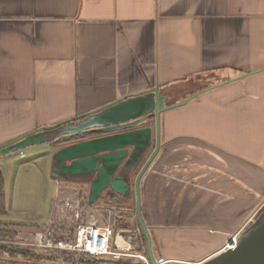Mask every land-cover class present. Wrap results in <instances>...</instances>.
Instances as JSON below:
<instances>
[{
    "label": "crops",
    "instance_id": "obj_1",
    "mask_svg": "<svg viewBox=\"0 0 264 264\" xmlns=\"http://www.w3.org/2000/svg\"><path fill=\"white\" fill-rule=\"evenodd\" d=\"M227 79L160 114L139 182L154 259L199 264L264 207V0H0V145Z\"/></svg>",
    "mask_w": 264,
    "mask_h": 264
},
{
    "label": "water",
    "instance_id": "obj_2",
    "mask_svg": "<svg viewBox=\"0 0 264 264\" xmlns=\"http://www.w3.org/2000/svg\"><path fill=\"white\" fill-rule=\"evenodd\" d=\"M233 79L196 91L182 103L167 105L168 97L158 87L125 97L92 111L87 120L75 125L58 123L40 127L0 145V155L26 145L47 140L57 142L79 135L99 134L61 145L53 156L52 176L61 180L82 181L89 184L88 202L99 198L118 206H127L131 201V177L151 145L150 127L126 129L139 124L143 117L152 114L156 120L157 140L155 148L140 168L135 179L136 209L138 222L146 240V253L154 262L151 238L140 212V178L157 154L160 142L159 119L164 110L184 104L200 93ZM71 122V121H69ZM64 125L63 127H60ZM58 129L51 134L42 132ZM0 264H18L1 262ZM199 264H264V207L237 236L233 247L222 250Z\"/></svg>",
    "mask_w": 264,
    "mask_h": 264
},
{
    "label": "rangeland",
    "instance_id": "obj_3",
    "mask_svg": "<svg viewBox=\"0 0 264 264\" xmlns=\"http://www.w3.org/2000/svg\"><path fill=\"white\" fill-rule=\"evenodd\" d=\"M183 98L182 95H177L171 101H168V104L171 106L177 105L186 99ZM146 117L139 126L147 125L151 128L155 145L157 140L156 120L151 113ZM160 123L161 119H159L158 129ZM50 126L53 125L45 127ZM58 128L42 132L51 134ZM86 136L88 135H82L80 138ZM73 139L79 138L74 137L59 142L47 140L42 143L26 145L0 155V172L3 179L2 196L0 197V234L5 233L3 231H13L15 233L13 236L8 234L0 236V249H23L28 252V255L19 259H10L5 254L0 253L1 262L56 264L38 259L42 256L67 257L71 259L72 264L88 260L91 256L87 254L40 248L34 243L35 235L38 232L43 235L48 234L52 239H73L77 225L93 219L98 220L100 224H108L113 228V249L133 251L132 248L137 250L138 246L140 249L143 247L142 251L146 252V245L141 246L144 243V234L137 217L134 183L136 175L148 154L137 166L131 177L133 189L131 190L129 205L109 204L104 202L102 198L90 204L87 200L88 183L61 180L51 174L53 156L60 147L59 145L61 143H71ZM158 140H160L159 136ZM67 198H69L71 205L60 206L61 202L63 203ZM73 200L78 201V208L76 207L77 201L72 203ZM3 208L5 212L2 211ZM120 262L139 264V260L127 261L121 259Z\"/></svg>",
    "mask_w": 264,
    "mask_h": 264
},
{
    "label": "built area",
    "instance_id": "obj_4",
    "mask_svg": "<svg viewBox=\"0 0 264 264\" xmlns=\"http://www.w3.org/2000/svg\"><path fill=\"white\" fill-rule=\"evenodd\" d=\"M77 200H73L75 203ZM71 205L67 198L60 206ZM76 207L78 208V201ZM78 217V215L76 214ZM114 230L108 224H100L98 220H89L86 223L77 225L73 239H52L50 235H43L41 232L36 233L34 245L40 248L53 249L59 251L78 252L99 259L111 261L139 260V264H179L176 260L154 259L152 262L147 253L143 250L138 251L135 248L130 250L113 249ZM236 243V236H233L225 244L222 250L233 247Z\"/></svg>",
    "mask_w": 264,
    "mask_h": 264
},
{
    "label": "trees",
    "instance_id": "obj_5",
    "mask_svg": "<svg viewBox=\"0 0 264 264\" xmlns=\"http://www.w3.org/2000/svg\"><path fill=\"white\" fill-rule=\"evenodd\" d=\"M2 183H3V179H2L1 172H0V197L2 196V193H1ZM2 211L5 212L4 208L2 209ZM119 228H121V227L119 226ZM3 232H5V233L0 234V236H5L7 234L10 236L15 235V233L13 231H3ZM143 241H144V243L141 246L146 245L144 237H143ZM137 248H138L137 249L138 251H141L143 247L140 249L137 246ZM0 253L5 254L10 259H19V258H23L26 255H28V252L24 251L23 249H19V250L0 249ZM89 256H91V255H89ZM38 259H40L41 261H44V262L49 261V262L56 263V264H72L71 259H69L67 257L62 258V257H52V256H49V257L44 256L43 257L42 256L41 258H38ZM78 264H129V262L123 263L120 261L96 259L95 257L91 256V258H89L88 260L78 261Z\"/></svg>",
    "mask_w": 264,
    "mask_h": 264
},
{
    "label": "flooded vegetation",
    "instance_id": "obj_6",
    "mask_svg": "<svg viewBox=\"0 0 264 264\" xmlns=\"http://www.w3.org/2000/svg\"><path fill=\"white\" fill-rule=\"evenodd\" d=\"M167 105H168V103H167ZM149 114H147V115H145L144 117H143V119L146 117V116H148ZM147 118V117H146ZM143 121V120H142ZM141 121V122H142ZM140 122V123H141ZM139 123V124H140ZM139 124H137V125H134V126H130V127H128V128H126V129H133V128H137V127H148L147 125H141V126H139ZM79 136H82V135H79ZM75 137V136H74ZM63 140H65V139H62L61 141H63ZM60 141V140H59ZM58 142V141H57ZM147 154V153H146ZM146 156V155H145ZM144 156V157H145ZM143 160V159H142ZM146 160V159H145ZM145 163V162H144ZM89 185V184H88ZM88 188H89V186H88ZM88 194H89V189H88V193H87V200H88ZM178 263H180V262H178Z\"/></svg>",
    "mask_w": 264,
    "mask_h": 264
}]
</instances>
